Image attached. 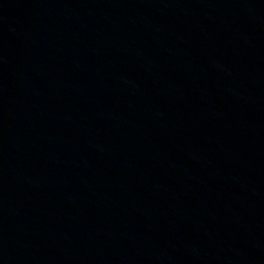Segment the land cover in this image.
Here are the masks:
<instances>
[{
  "label": "water",
  "instance_id": "obj_1",
  "mask_svg": "<svg viewBox=\"0 0 264 264\" xmlns=\"http://www.w3.org/2000/svg\"><path fill=\"white\" fill-rule=\"evenodd\" d=\"M0 264H264V0H0Z\"/></svg>",
  "mask_w": 264,
  "mask_h": 264
}]
</instances>
